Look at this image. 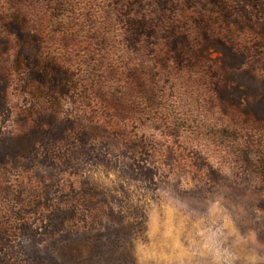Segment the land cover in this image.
Instances as JSON below:
<instances>
[{"label": "rangeland", "instance_id": "374dc122", "mask_svg": "<svg viewBox=\"0 0 264 264\" xmlns=\"http://www.w3.org/2000/svg\"><path fill=\"white\" fill-rule=\"evenodd\" d=\"M264 0H0V264H264Z\"/></svg>", "mask_w": 264, "mask_h": 264}, {"label": "trees", "instance_id": "16d2710c", "mask_svg": "<svg viewBox=\"0 0 264 264\" xmlns=\"http://www.w3.org/2000/svg\"><path fill=\"white\" fill-rule=\"evenodd\" d=\"M263 173H264V170H263Z\"/></svg>", "mask_w": 264, "mask_h": 264}]
</instances>
